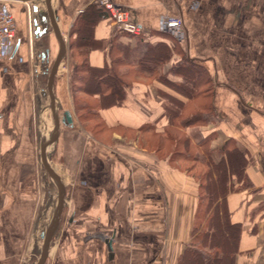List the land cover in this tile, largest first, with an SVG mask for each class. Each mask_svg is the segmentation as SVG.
<instances>
[{
    "label": "crops",
    "instance_id": "obj_1",
    "mask_svg": "<svg viewBox=\"0 0 264 264\" xmlns=\"http://www.w3.org/2000/svg\"><path fill=\"white\" fill-rule=\"evenodd\" d=\"M113 1L140 27L139 35L115 32L93 0H49L66 42L52 84L59 117L52 141L54 119L44 92L58 43L46 1L0 0L16 24L0 59V264H25L40 251L56 203V186L39 158L41 111L46 151L65 189L44 264H177L191 244L200 218L197 181L153 153L123 145L116 133L115 145L93 137L74 110L78 95L91 97L93 108L83 106L106 128L166 139L174 128L166 109L173 111L175 101L186 107L209 101L211 122L178 128L189 140L183 153L193 144L200 155L197 142L207 133L213 134L212 164L222 159L224 145L244 153L242 178L230 177L233 190L218 196L211 210L235 232L230 264H264V0ZM165 16L182 20L181 39L162 29ZM88 19L93 26L84 41L77 33ZM70 42L87 52L78 78ZM175 45L207 72L210 96L190 97L176 88L183 80L170 71L180 60ZM115 56L126 60L118 67L126 84L123 97L119 104H102L92 72ZM64 112L71 126L61 123Z\"/></svg>",
    "mask_w": 264,
    "mask_h": 264
},
{
    "label": "trees",
    "instance_id": "obj_2",
    "mask_svg": "<svg viewBox=\"0 0 264 264\" xmlns=\"http://www.w3.org/2000/svg\"><path fill=\"white\" fill-rule=\"evenodd\" d=\"M102 13V9H99ZM93 22L88 19L82 28V33L79 31L77 35H84L83 40L89 39V33L92 29ZM75 33V30H71V34ZM69 49L71 53L81 56V67L86 65V50L80 49L73 43H69ZM177 55H180V60H178L174 65L171 66L170 71L183 80V83H179L176 88L182 92H189L190 97L192 93L198 92V94L205 93L210 96L212 83L208 77L207 72L200 66L196 65L193 61L185 58L181 48L177 45L174 47ZM157 52L160 54L163 53L161 49H158ZM71 57V54H70ZM170 56L165 58L161 57V62L165 61ZM126 60L119 59V56L113 57L110 61L109 66L93 70V75L98 80V95H100V101L102 104H119L120 100L123 97V89L125 88V83L122 81V74L119 71L120 63L125 62ZM75 71H77L75 69ZM77 75V72H74V78ZM159 79H162V76H158ZM186 83V84H184ZM177 85V84H175ZM70 89L73 92L74 86L73 82L70 85ZM74 102V110L77 112L80 109H83L81 105H78L76 100ZM173 111L167 112V119L175 129H187L195 126H204L212 121L213 109L209 101L205 104L193 105V107H186L185 104L174 102ZM93 117L95 114H91ZM194 137V136H192ZM213 137L212 133H207L202 135L198 140L197 145L201 147L202 151L200 155L189 154V152L184 153V158L190 160L194 163H199L206 168L207 172L205 175L198 176L200 179H204L206 182L204 186H200V189L203 190V194H200V208H198L199 222L196 223L193 228L192 241L190 246L184 250L182 255L179 257L177 264H230L232 261V247L227 249L225 245L226 241L229 240L230 243L235 237V232H228L232 230L231 226L225 220L223 216L222 220L218 218V215L215 214L214 210H211L218 196L227 194L233 190V181L230 180V177L235 175L238 179L242 178V164H246V159L244 153L239 152L236 149L229 150L227 146L223 147L221 150L222 159L217 164H212L210 160L208 144ZM201 141V142H200ZM188 138L184 137L182 144L183 146L188 145ZM226 145H228L226 143ZM199 182V180H198ZM243 185H248L246 180L243 182ZM211 210V211H210ZM200 214V215H199ZM219 234L223 235V240H219ZM233 234V236H231ZM216 235V236H215ZM191 258H195V261H191ZM224 261V262H223Z\"/></svg>",
    "mask_w": 264,
    "mask_h": 264
},
{
    "label": "rangeland",
    "instance_id": "obj_3",
    "mask_svg": "<svg viewBox=\"0 0 264 264\" xmlns=\"http://www.w3.org/2000/svg\"><path fill=\"white\" fill-rule=\"evenodd\" d=\"M84 37V35H82ZM69 56V55H68ZM71 58H74L75 60V69L77 71L76 78L81 74V59L78 57H75L74 54H71ZM69 59V57H68ZM78 104L83 105L87 104L90 106V108H93L94 101L91 99L88 101L86 97H82V95H78ZM88 98V97H87ZM191 106V105H190ZM192 107V106H191ZM48 113L47 116H50L51 113L47 110ZM77 115L80 118V123H82L83 127L96 139L115 145L116 141L113 140L112 135L113 133H116L119 135V138L122 139L123 145H126L129 147V144H133L137 147V149H144L147 153H153L156 155L160 160L166 161L169 163L171 167H174L176 169H179L183 172H186L192 179L196 180L198 185L201 183L200 186H204L206 182H204L202 179L198 178V176L205 175V172H207L206 168L203 167L200 164L194 163L190 160H185L184 158V146L182 144L183 138L185 137L184 134L179 131L178 129L171 128L169 129V139H166L163 137L162 134L155 135L151 133H144V134H137L133 131H125L121 129H108L106 126H104L100 120L94 119L91 115V112L89 114V111L84 107L83 109H80L77 111ZM51 127L53 125V121H51ZM209 147V146H208ZM189 154L195 155L197 154L195 147L193 144H191L189 148ZM58 169V168H57ZM199 180V182H198ZM199 194H203V190L199 187ZM218 210V209H217ZM218 212V211H217ZM49 221V220H48ZM228 232H233V230H228ZM234 233V232H233ZM216 236V235H215ZM233 236V234H231ZM219 240H223V235L219 234ZM225 245L227 246V249H230L231 243L229 240L226 241L225 239ZM39 251L31 257L25 264H34L37 257H38ZM191 261H195V258H191ZM25 261V259H24ZM224 262V261H223ZM24 264V263H23Z\"/></svg>",
    "mask_w": 264,
    "mask_h": 264
},
{
    "label": "water",
    "instance_id": "obj_4",
    "mask_svg": "<svg viewBox=\"0 0 264 264\" xmlns=\"http://www.w3.org/2000/svg\"><path fill=\"white\" fill-rule=\"evenodd\" d=\"M45 1H46L45 2L46 6H47L46 8L48 9L47 11L48 21L53 29V32L56 36L57 43H58L57 54L51 65L49 75H48L46 90L44 92L45 97L48 96L49 103H50V109H51V112L53 114V119H54V136L52 138V141H53L57 135L58 126H59V117L57 113L55 112L54 107L52 106V84H53V80H54L57 68L65 55L66 42L62 38L58 25L54 19V16L49 10V7H48L49 0H45ZM40 118H41V128H40V135H39V158H40L41 165L44 168L45 172L53 180L56 186L57 194H56V203H55L53 212L41 236L42 244H41V248H40L37 260L35 261L34 264H44L48 257L50 242L59 225V221H60L63 206H64V196H65L64 185L59 175L53 168L49 160V154L46 151L47 141L45 140V135H44V119L42 117V111L40 113ZM61 123L65 126H71L72 119L70 117L69 112L63 113Z\"/></svg>",
    "mask_w": 264,
    "mask_h": 264
},
{
    "label": "built area",
    "instance_id": "obj_5",
    "mask_svg": "<svg viewBox=\"0 0 264 264\" xmlns=\"http://www.w3.org/2000/svg\"><path fill=\"white\" fill-rule=\"evenodd\" d=\"M93 4L106 13L115 32L130 36H137L141 33L140 27L132 22L128 12L113 0H93ZM182 26V20L177 16H165L161 20L162 29L178 39L182 38ZM15 33L14 18L5 9H0V59L4 55L5 46L12 42Z\"/></svg>",
    "mask_w": 264,
    "mask_h": 264
},
{
    "label": "bare ground",
    "instance_id": "obj_6",
    "mask_svg": "<svg viewBox=\"0 0 264 264\" xmlns=\"http://www.w3.org/2000/svg\"><path fill=\"white\" fill-rule=\"evenodd\" d=\"M53 127V126H52ZM51 132H52V130H51ZM50 132V134L48 135V136H50L52 133ZM201 142V141H200ZM65 204V203H64Z\"/></svg>",
    "mask_w": 264,
    "mask_h": 264
}]
</instances>
